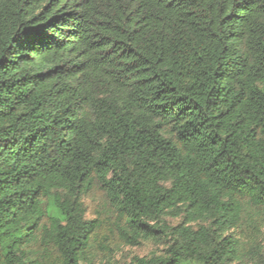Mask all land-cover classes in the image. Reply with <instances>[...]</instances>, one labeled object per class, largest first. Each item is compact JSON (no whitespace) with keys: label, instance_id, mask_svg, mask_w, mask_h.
Segmentation results:
<instances>
[{"label":"trees","instance_id":"obj_1","mask_svg":"<svg viewBox=\"0 0 264 264\" xmlns=\"http://www.w3.org/2000/svg\"><path fill=\"white\" fill-rule=\"evenodd\" d=\"M263 233L264 0H0V264H264Z\"/></svg>","mask_w":264,"mask_h":264},{"label":"rangeland","instance_id":"obj_2","mask_svg":"<svg viewBox=\"0 0 264 264\" xmlns=\"http://www.w3.org/2000/svg\"><path fill=\"white\" fill-rule=\"evenodd\" d=\"M261 242L264 245V233ZM156 248L157 247L154 246L152 243H144L143 245L135 248L123 247L117 251L116 258L122 261H129L132 256H145L148 255L151 251L156 250ZM246 264H255V261H250L247 259Z\"/></svg>","mask_w":264,"mask_h":264}]
</instances>
